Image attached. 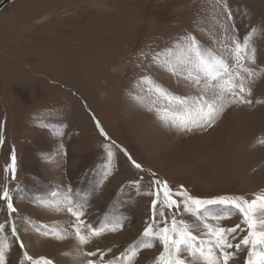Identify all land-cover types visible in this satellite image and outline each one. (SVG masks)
<instances>
[{
    "label": "rangeland",
    "instance_id": "374dc122",
    "mask_svg": "<svg viewBox=\"0 0 264 264\" xmlns=\"http://www.w3.org/2000/svg\"><path fill=\"white\" fill-rule=\"evenodd\" d=\"M229 25L241 39L256 29L257 71L264 69V0H15L0 13V191L8 188L19 213L9 217L0 200V224L10 244L6 264H30L23 260L25 251L53 264H86L82 251L97 248H112L106 260L120 256L142 239L154 198L146 193L154 191V179L167 181L174 192L183 186L199 199L264 194V144L258 142L264 139V104L230 108L213 127L192 133L165 127L147 107L145 76L176 96L196 94L153 63V55L191 35L203 49L223 56L221 39ZM255 95L264 99V78ZM108 145L112 172L96 188L108 164ZM13 148L15 180L10 173L5 177ZM68 186L91 192L87 221L95 226L105 216H122L123 229L83 250L73 237L41 235L37 228L66 227L73 218L34 201ZM177 218L195 223L188 213ZM240 221L234 214L220 223ZM161 251L159 244L144 249L135 264H152ZM239 256L242 264L245 253Z\"/></svg>",
    "mask_w": 264,
    "mask_h": 264
},
{
    "label": "snow or ice",
    "instance_id": "6c2138e0",
    "mask_svg": "<svg viewBox=\"0 0 264 264\" xmlns=\"http://www.w3.org/2000/svg\"><path fill=\"white\" fill-rule=\"evenodd\" d=\"M227 16L230 18L231 13L228 12ZM255 32L256 29L253 28L241 39L233 26L226 27L221 39L223 56L203 49L191 35L173 48L154 54L153 63H158L171 74L181 77L196 94L176 96L145 76L143 82L149 86L150 93L148 110L154 111L165 127L171 126L177 131L192 133L213 127L230 108L264 104V99H257L255 95L257 83L264 78V69L257 71L253 45ZM97 127L107 139V134L99 123ZM53 134L62 136L60 132ZM3 142V134L0 133V145ZM258 142L264 144V139ZM60 150H63L62 144ZM106 151L108 164L103 179L96 188L112 172L113 152L110 145L106 146ZM128 159L136 169L143 171L142 165L130 155ZM17 168V157L13 148L10 163L5 167L6 179L10 173L11 179L15 180ZM152 175L155 176V173ZM133 183L139 193V181ZM152 183L154 191L146 193L154 197L151 217L139 243L130 246L120 256L107 260L105 256L112 251L111 247L106 250L97 248L95 251H82L83 256L89 257L86 264H135L140 251L152 249L157 244L162 251L152 264H241V252L245 253L242 264H264V194L256 195L252 200L241 196L199 199L183 190V186L180 191L174 192L167 181L154 179ZM90 196L91 192L82 193L71 186L65 191L52 189L46 198H39L34 202L53 211L65 212L73 219L66 227L50 228L43 225L44 231L41 232L40 228L36 231L57 240L73 237L83 250L94 239H101L108 233L122 230L125 219L122 216H105L95 226L87 221L86 209ZM0 200L5 201L9 217L13 213L19 214L13 195L7 187L0 191ZM165 210L171 213V218ZM181 212L190 214L195 223L178 219L177 214ZM234 214L240 216V223L231 227L220 223L231 219ZM5 227V224H0V264H6V253L10 250ZM8 227L11 236L17 237L14 219L9 220ZM241 233L244 234L241 236ZM20 247L24 248L22 241ZM23 260L30 264H53L52 260L44 257L33 258L27 251L23 253Z\"/></svg>",
    "mask_w": 264,
    "mask_h": 264
},
{
    "label": "water",
    "instance_id": "95a60500",
    "mask_svg": "<svg viewBox=\"0 0 264 264\" xmlns=\"http://www.w3.org/2000/svg\"><path fill=\"white\" fill-rule=\"evenodd\" d=\"M15 0H2L0 2V13L7 8L10 4H12Z\"/></svg>",
    "mask_w": 264,
    "mask_h": 264
},
{
    "label": "crops",
    "instance_id": "0c3cea01",
    "mask_svg": "<svg viewBox=\"0 0 264 264\" xmlns=\"http://www.w3.org/2000/svg\"><path fill=\"white\" fill-rule=\"evenodd\" d=\"M51 8V7H50ZM58 257H60V255H57Z\"/></svg>",
    "mask_w": 264,
    "mask_h": 264
},
{
    "label": "bare ground",
    "instance_id": "6f19581e",
    "mask_svg": "<svg viewBox=\"0 0 264 264\" xmlns=\"http://www.w3.org/2000/svg\"><path fill=\"white\" fill-rule=\"evenodd\" d=\"M4 10H5V9H4ZM4 10H3V11H4Z\"/></svg>",
    "mask_w": 264,
    "mask_h": 264
}]
</instances>
